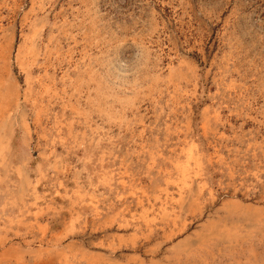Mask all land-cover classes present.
Listing matches in <instances>:
<instances>
[{
  "label": "rangeland",
  "instance_id": "obj_1",
  "mask_svg": "<svg viewBox=\"0 0 264 264\" xmlns=\"http://www.w3.org/2000/svg\"><path fill=\"white\" fill-rule=\"evenodd\" d=\"M0 264H264V0H0Z\"/></svg>",
  "mask_w": 264,
  "mask_h": 264
}]
</instances>
